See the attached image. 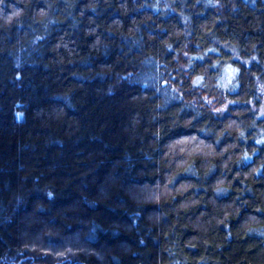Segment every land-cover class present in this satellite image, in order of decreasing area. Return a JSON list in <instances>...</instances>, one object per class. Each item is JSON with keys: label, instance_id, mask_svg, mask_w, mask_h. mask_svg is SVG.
Wrapping results in <instances>:
<instances>
[{"label": "trees", "instance_id": "16d2710c", "mask_svg": "<svg viewBox=\"0 0 264 264\" xmlns=\"http://www.w3.org/2000/svg\"><path fill=\"white\" fill-rule=\"evenodd\" d=\"M262 91L264 0H0V264H264Z\"/></svg>", "mask_w": 264, "mask_h": 264}, {"label": "rangeland", "instance_id": "374dc122", "mask_svg": "<svg viewBox=\"0 0 264 264\" xmlns=\"http://www.w3.org/2000/svg\"><path fill=\"white\" fill-rule=\"evenodd\" d=\"M234 58L236 59H241L245 63H248L250 59H242L237 55V53L234 52ZM263 93V91H262ZM264 94V93H263ZM262 94V95H263ZM225 103L221 105L218 110H225L228 104L232 103L229 99L225 98ZM251 106H253V109H255L258 113L259 116H264V96L261 104L258 106H254L253 103L251 102ZM40 250V249H39ZM40 253H33V256L30 255H19L15 257H11L8 260L12 262L11 264H72L74 263V257L71 255H58L54 256L51 255L47 249L40 250Z\"/></svg>", "mask_w": 264, "mask_h": 264}]
</instances>
